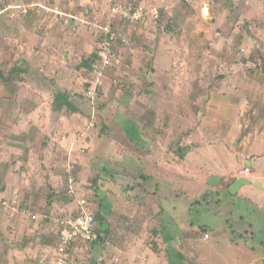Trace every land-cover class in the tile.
<instances>
[{
    "label": "rangeland",
    "instance_id": "1",
    "mask_svg": "<svg viewBox=\"0 0 264 264\" xmlns=\"http://www.w3.org/2000/svg\"><path fill=\"white\" fill-rule=\"evenodd\" d=\"M139 1L128 19L112 12L114 0H0V264H56V219L82 198L96 217L104 202V217L126 221L105 220L103 249L79 242L73 264H171L153 230L140 236L128 217H176L179 231L167 227L182 264H264V189L255 186L264 188V0ZM112 20L136 39L123 58L111 50L110 65L79 69L103 52ZM69 65L78 123L60 112L70 128L55 130L47 105L30 116L29 89L45 79L39 69ZM16 90L26 105L6 100ZM50 143L89 162L80 170L81 158L62 151L37 162ZM143 175L157 187L179 178L178 197L153 189L150 200ZM235 179L247 184L229 199ZM215 200L214 210L195 207Z\"/></svg>",
    "mask_w": 264,
    "mask_h": 264
},
{
    "label": "crops",
    "instance_id": "2",
    "mask_svg": "<svg viewBox=\"0 0 264 264\" xmlns=\"http://www.w3.org/2000/svg\"><path fill=\"white\" fill-rule=\"evenodd\" d=\"M67 57V59L66 60H68L69 58H70V60L71 59H73V56H71V54H70V57H69V55L68 56H66ZM72 57V58H71ZM86 57H88V56H86ZM39 62V61H38ZM39 64V63H38ZM72 65V64H71ZM71 65H69L67 68L64 66V68L62 69V71H61V66H58V71H50L51 69V67L49 68V71L47 70V71H42L41 69H39L38 70V77H40V78H44L45 77V79L43 80V81H41L40 82V85L39 86H37V85H35L34 86V88L32 87V88H30L29 86H27V87H29L30 89H29V91H31L30 92V94L33 96V98H37L36 100H35V102L34 103H31V105H30V107H32V108H34V112L30 115V116H35V115H33V114H35V112H37L39 109H41V108H43V107H45L46 105L47 106H49V107H45V109L47 108V109H49V110H51L52 111V113L50 114V115H48V120L49 121H51V124L54 126V128H55V130L57 129V127H59L60 125H62L63 126V128H64V130L65 131H67L69 128H70V124L68 123V121L67 120H65V119H61L60 118V116H61V114H63L62 115V117H64V116H66V117H68L69 119H71V121H72V123L73 122H76V123H78L77 122V120H76V118H79L78 116V113H80L78 110H77V107H76V105H75V103H74V98H76V97H74V94H72V91H74V90H76L77 89V85H72V83H71V79H70V81H67L66 82V79L67 78H71L72 77V75H71V73L73 72V71H76V70H73L72 68H71ZM69 68V69H68ZM67 70H69L68 72H67ZM82 71V70H81ZM83 71H85L84 69H83ZM81 72H79V74H80ZM47 77H49L50 78V80L48 79V80H46L47 79ZM48 81L47 83H48V86L47 87H44V88H41L40 86H41V83H43L44 81ZM26 87V88H27ZM66 87V88H65ZM24 89V88H23ZM71 90V91H70ZM41 91H47V93L45 92V94H47V95H44V94H42V95H44V96H42L41 95ZM26 92H27V90H26ZM59 92H63V93H67L68 95H69V97H70V99H69V101L70 102H72V104H74V105H72L76 110L75 111H73L72 113L70 112V111H68L67 110V106H63V110H61L60 111V106H57V105H55L54 104V101H55V96L59 93ZM22 90H21V92L20 93H18V91L16 90V95L15 96H6L5 98H6V100L7 101H9V102H11V103H13V104H16V105H21V104H23V105H26V103H25V96H21L22 95ZM49 96V97H48ZM49 98H50V100H49ZM63 111H64V113H63ZM60 112H62L61 114H59ZM54 114H59V117L58 118H55V119H57V120H55V119H52V115H54ZM67 114V115H66ZM77 114V115H76ZM20 121V120H19ZM20 123V122H19ZM57 125V126H56ZM66 134V133H65ZM55 138H58L59 140L61 139V138H59L58 137V135L56 134V132H55ZM62 140V139H61ZM70 140H71V136L70 135H68V136H66V139L64 140V142L65 143H69L70 142ZM56 142V141H55ZM66 145H68V144H66ZM54 151H56L55 153H57V151H59V153L62 151L64 154H66L67 155V157L69 158V160L71 161L72 160V157H78V158H81V163L83 164V166H81V167H79L80 168V170H83V168L84 167H86L85 165H86V163L87 162H89V161H87V159H85V157H87L86 155H84V157H82V154H81V152H79V151H77V150H75V152H73L70 156H69V154L68 153H65L64 152V150L61 148L60 149V147H59V150H58V148L56 147V146H53L51 143H50V146L48 147V148H46L45 150H44V154H42V153H40L41 155H44V156H38L37 158H36V161L37 162H41L42 164H48L45 160H48L47 158H49V157H51V154H50V152H54ZM61 154V153H60ZM47 158H46V157ZM90 156H92V155H90ZM64 157V156H63ZM35 158V157H34ZM80 164V163H79ZM149 183H152L151 181H152V179H150L149 178ZM178 182H179V178H178V180L175 178L173 181H172V183H169V186H164L163 184L161 185V186H158L157 187V185L155 184V183H153V185L151 184H146V186L144 187V186H142V187H138L139 189H141L140 191H144L145 192V195L147 194L148 195V197L150 198V200L153 198L152 197V193H148V191H151V190H155L154 191V194H155V197H159V191H161V197H162V195H163V193H165L166 194V192L169 190L170 191V193H172L173 194V196L175 195L176 197H178V195L177 194H175V189H177V186H178ZM256 182V181H255ZM150 185V186H149ZM177 185V186H176ZM149 186V187H148ZM176 186V187H175ZM131 187H135V186H131ZM163 187H165V188H163ZM261 187V186H260ZM137 188V187H136ZM245 188V187H244ZM168 189V190H167ZM259 189H264L263 187H261V188H259ZM133 191L134 190H130V191H128V195L131 197V195H130V193L129 192H132L133 193ZM259 191H263V190H259ZM238 192V191H237ZM236 192V193H237ZM248 192H251L250 191V189H246L245 188V193H248ZM236 193H235V195H236ZM138 196V195H137ZM137 196H135V197H137ZM131 198H127V200H128V202H127V204H128V206H130V207H132L133 206V204H132V202H131V200H130ZM136 201H138V198L136 199ZM152 202V201H151ZM151 206H152V209H153V211L155 210H159V212L158 213H156V215L157 214H159V215H161L162 213H164V211H166V209L165 208H163V207H161V205L159 204V202L158 201H155V202H153V204H151ZM76 209V208H75ZM75 209H72L69 213L70 214H68L67 216L68 217H70V216H73L74 215V210ZM139 214V213H138ZM136 215V214H135ZM110 218H112L111 220H114V219H118V220H122L123 222L124 221H126L125 220V218L124 217H107L106 218V220L109 222H111V220H110ZM129 218V223L130 224H132V227H131V229H133V227L137 230V232H138V234L141 236L142 234H147L148 232H151L152 230V232H151V234H152V237L153 238H155L159 243H158V246L162 249V248H166V242L168 241V239H167V241H165V238H169V242H170V247H178V245H179V243H178V235L177 234H175V233H173V234H170V232L171 231H169L168 230V227H167V224H168V222H170V226L172 227L171 228V230H176V232H178L179 231V226H178V219L176 218V217H167V219H165L166 217H146L145 218V220L144 219H141V217H128ZM133 224L135 225V226H133ZM108 227V229H107V231H110V225H108L107 226ZM130 228V227H129ZM130 229V230H131ZM102 230H104V231H106L105 229H103L102 228ZM182 230V229H181ZM180 230V231H181ZM182 232V231H181ZM164 233L166 234V236L164 237ZM58 238H59V234L57 233V231H56V242H58ZM86 245H88L89 246V244H86ZM78 248V246L77 245H75V249H77ZM55 250H56V247H54V253H55ZM73 251H74V247L71 249V251H70V256H69V264L71 263V264H73L72 263V261H71V257H72V254H73ZM76 251V250H75ZM168 252V251H167ZM168 254V253H167ZM182 263H184V262H181L180 264H182Z\"/></svg>",
    "mask_w": 264,
    "mask_h": 264
},
{
    "label": "built area",
    "instance_id": "3",
    "mask_svg": "<svg viewBox=\"0 0 264 264\" xmlns=\"http://www.w3.org/2000/svg\"><path fill=\"white\" fill-rule=\"evenodd\" d=\"M139 10L140 9H133L131 7L125 9L121 5L114 4L112 12L115 14H121L122 17L128 19H134L139 14ZM107 25V35L105 36V40L108 42L104 44L103 52L100 53L101 62H103L105 66H108L109 60L111 56H113L111 45L112 41L116 39L115 31L116 25L118 24L112 20L109 21V24ZM96 74L97 76H102L104 72L101 71L99 74L96 72ZM100 87L101 86H99V88ZM88 206L89 204L81 199L79 201L78 210L80 212L78 215L67 217V219L61 218L56 221L58 227L62 229V235L60 236L56 249V264H69L70 249L73 245L79 244V242L92 243L97 239L95 214L87 210Z\"/></svg>",
    "mask_w": 264,
    "mask_h": 264
},
{
    "label": "trees",
    "instance_id": "4",
    "mask_svg": "<svg viewBox=\"0 0 264 264\" xmlns=\"http://www.w3.org/2000/svg\"><path fill=\"white\" fill-rule=\"evenodd\" d=\"M116 3L115 4H117V5H121V6H123L125 9H127V8H129V7H131V8H138V7H140L141 5H138L139 3H141L139 0H128V1H122V0H114ZM164 11V10H163ZM163 11H161V12H163ZM162 15H163V17H165L166 16V13L165 12H163L162 13ZM162 17V18H163ZM166 18V17H165ZM163 19H161V20H159L160 21V23H161V21H162ZM163 21H165V22H167L168 23V26H169V28H171V30L173 29V27H172V23H173V21L172 20H170L169 22L168 21H166V20H163ZM124 25H127V26H129V23L127 22L126 24H124ZM133 25V24H132ZM115 37H116V39L114 40V41H112V45H111V49H112V51L118 56L119 54H120V56H122L123 55V51H122V46H124V45H126L127 43H131L132 44V40H135L136 39V37H128V39L127 40H124L122 37H121V34L119 33V27H118V25H116V31H115ZM129 41V42H128ZM126 43V44H125ZM129 43V44H130ZM120 56H118L119 58H123V56L122 57H120ZM84 60V59H83ZM102 60H101V58H100V54L98 53V52H96L94 55H91V56H89V57H86L85 56V60H84V62H82L81 63V65H80V68L79 69H83V68H85L87 71H89V72H91L92 70H94L95 68H96V66L101 62ZM100 94H102V91L100 92ZM69 99H70V97H69V95L67 94V93H63V92H59L56 96H55V101H54V104L55 105H57V106H60V111L61 110H63L62 108H63V106H67V110L68 111H70L71 113L73 112V111H75L76 109L72 106V105H74V104H72V102H70L69 101ZM181 151H183V149L181 150ZM183 154H185V153H183ZM182 153H180V155L182 156L183 155ZM183 158V157H182ZM144 176V175H143ZM142 176V177H143ZM73 177V176H72ZM72 177H70V181L73 179ZM111 178L113 179V177L111 176ZM144 179H145V181H147L146 182V184H148L149 183V178L147 177V176H144L143 177ZM114 180V179H113ZM236 181H238V179H235L233 182H232V185H230L229 187H228V192H225V196L227 197V198H229V199H231L230 198V196H232L233 195V193L231 192V188L233 187V185L236 183ZM109 184H110V186H112L111 184H115V182L114 181H110V182H108ZM151 185V184H150ZM149 185V186H150ZM130 190H137L136 189V187H130L129 189H123V191H130ZM223 192L224 191H220V195H222L223 194ZM74 194H75V191H74ZM141 195V194H140ZM139 195V196H140ZM139 196H137L136 198H138V200L140 199L139 198ZM81 199H78V203H79V201H80ZM83 200H85L89 205H91L90 204V201H89V199H86V198H83ZM94 202H96V201H94ZM208 203V202H207ZM205 203V205H203L204 203H202V204H200V205H197V206H195V207H197V208H199V207H204L205 209H207V210H214V209H216V200H215V202L214 203ZM194 207V206H193ZM192 207V209H194ZM78 208H79V205L77 206V208H76V213H75V215H78L79 214V210H78ZM99 208H100V213H101V215H99L98 216V214H97V217H96V214H95V212L94 211H91V212H93L94 214H95V217H96V224L98 223V222H101V225H102V223L106 220V217H104L103 215H102V213L106 210V205H104V202H102V203H100V205H99ZM110 214H111V212H110ZM157 216H159V214H157ZM63 219H67V217L65 216H63L62 217ZM59 219H61V218H58V219H56V221L57 220H59ZM96 224H95V230H96V233H97V239L93 242V243H90L89 244V246L90 245H93V246H96V248H98V249H101L105 244H104V236H103V234L104 233H108V231H107V229H108V225H102L101 226V228L100 229H96ZM126 225H128L127 224V222H126ZM129 226H132V224H129ZM133 226H135L134 224H133ZM102 228L103 229H105L106 231H104V230H102ZM134 228V227H133ZM125 229H128V227L127 228H125ZM167 239H168V241H167ZM165 241H167L166 242V250L168 251V256H169V258H170V263L171 264H180L181 262H183V260H180V259H182L183 258V256H181L182 254L181 253H178V252H176L175 251V249L173 248V247H170L169 245H170V240H169V238H165ZM103 249V248H102ZM179 254H181V255H179Z\"/></svg>",
    "mask_w": 264,
    "mask_h": 264
},
{
    "label": "water",
    "instance_id": "5",
    "mask_svg": "<svg viewBox=\"0 0 264 264\" xmlns=\"http://www.w3.org/2000/svg\"><path fill=\"white\" fill-rule=\"evenodd\" d=\"M246 184H247V182L245 180H238V181H236V183L231 188V192L233 194H235L242 185H246ZM258 184L259 183H256L255 186L258 187V188H261L260 185H258Z\"/></svg>",
    "mask_w": 264,
    "mask_h": 264
},
{
    "label": "clouds",
    "instance_id": "6",
    "mask_svg": "<svg viewBox=\"0 0 264 264\" xmlns=\"http://www.w3.org/2000/svg\"><path fill=\"white\" fill-rule=\"evenodd\" d=\"M83 199V198H82ZM96 218V217H95ZM57 225V224H56ZM57 229H58V231H59V238H58V242H59V240H60V236L62 235V229L60 228V227H58V225H57ZM97 234V233H96ZM93 243V242H92ZM85 244H90V243H85ZM76 245H78V244H76ZM75 245H73V247H74ZM72 247V248H73ZM71 248V249H72ZM71 249H70V251H71ZM55 255H56V251H55V253H54Z\"/></svg>",
    "mask_w": 264,
    "mask_h": 264
}]
</instances>
